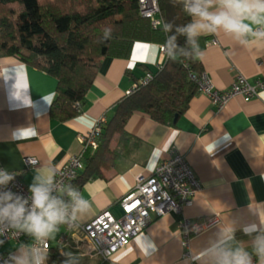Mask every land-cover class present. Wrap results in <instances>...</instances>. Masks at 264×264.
<instances>
[{"label": "crops", "instance_id": "obj_1", "mask_svg": "<svg viewBox=\"0 0 264 264\" xmlns=\"http://www.w3.org/2000/svg\"><path fill=\"white\" fill-rule=\"evenodd\" d=\"M199 45L203 72L216 90H228L241 75L250 84L259 82L258 95L249 101L235 96L218 108L197 92L174 125H162L134 112L125 124L128 136H118L112 142L117 152L112 168L80 188L92 211L78 225L103 211L121 217V199L140 176L148 177L172 150L185 158L199 182L191 204L179 212L152 213L143 232L109 258L90 255L84 247L78 250L79 228L66 236L63 225L48 242L49 248L57 249L60 255L61 251H72L82 257L81 264H198L192 257L227 220L235 222L236 238L248 244L249 237L239 229L246 223H259L258 212L264 218V44L244 47L221 33L200 36ZM160 46L136 42L128 58H100L80 112L66 121L49 115L56 80L14 57L0 55V168L14 172L28 189L34 167L52 165L58 171L80 153L84 161L95 151L83 149L80 143V136L92 129L84 122L101 116L109 119L136 81L159 70L166 59ZM26 158L39 164L28 167ZM185 219L213 223L189 235L186 246L180 228ZM63 236L66 239L61 242ZM146 237L153 242L154 251L146 248ZM20 242L31 241L25 235L18 241L7 240L0 245V256L14 252Z\"/></svg>", "mask_w": 264, "mask_h": 264}, {"label": "trees", "instance_id": "obj_2", "mask_svg": "<svg viewBox=\"0 0 264 264\" xmlns=\"http://www.w3.org/2000/svg\"><path fill=\"white\" fill-rule=\"evenodd\" d=\"M155 1L161 19L157 27L141 15L138 0H0V55L14 57L54 78L49 115L69 120L80 112L100 58H128L136 42L163 45L166 37L175 34L176 25L189 22L178 0ZM164 23L173 25L172 33L162 31ZM105 27L112 28V38L101 42ZM177 42L187 47L184 36L178 35ZM202 72L199 59L166 57L147 83L136 81L102 126L95 139L97 148L68 183L80 189L112 168L117 156L112 142L128 136L125 124L134 112L162 125H174L198 92L193 76L198 78ZM64 259L57 249L49 248L48 264H62Z\"/></svg>", "mask_w": 264, "mask_h": 264}, {"label": "clouds", "instance_id": "obj_3", "mask_svg": "<svg viewBox=\"0 0 264 264\" xmlns=\"http://www.w3.org/2000/svg\"><path fill=\"white\" fill-rule=\"evenodd\" d=\"M189 22L175 26V34L166 37L163 48L169 60H198L202 58L199 37L223 34L237 44H264V0H178ZM162 31L173 32L171 23ZM178 35L184 36L187 47L182 48ZM112 38V28L105 27L101 42ZM96 121L89 119L84 126L91 129ZM32 165L39 164L31 161ZM15 173L0 168V245L9 234L25 235L31 242H20L3 264H48L50 240L55 239L61 225L74 227L92 211L91 202L81 190L58 179L52 165L34 167L29 195L8 189ZM259 223L244 224L239 230L249 237L246 245L236 238L234 221H223L207 245L192 259L198 264H264V218L258 212ZM148 250L155 246L147 237ZM62 264H81L82 257L72 251H61ZM255 258V260H254Z\"/></svg>", "mask_w": 264, "mask_h": 264}, {"label": "built area", "instance_id": "obj_4", "mask_svg": "<svg viewBox=\"0 0 264 264\" xmlns=\"http://www.w3.org/2000/svg\"><path fill=\"white\" fill-rule=\"evenodd\" d=\"M138 2L141 15L149 18L154 27L159 26L161 19L159 18L156 1L138 0ZM212 43H216V40L213 39ZM160 48L165 55L163 45ZM150 79L151 75L147 74L141 80V83L145 84ZM193 79L198 83V92L205 94L218 108L225 106L235 96H241L244 101H249L258 95L260 85L259 82L250 84L243 76L238 75L231 87L221 92L214 88L205 72H202L198 78L193 76ZM134 87L135 85L131 90ZM106 121L105 116L99 117L96 120L95 127L87 135L80 136L79 140L83 149L90 147L95 150L97 148L95 139ZM31 161L36 160L26 158L25 164L32 167ZM83 166L81 153L72 156L67 164L57 171L58 179L68 183L75 178ZM7 187L15 193L24 196L29 195L28 189L22 184L18 175H15L14 181L9 183ZM199 187V182L185 158L172 150L169 157L158 163L148 177L140 176L134 188L121 199L120 205L123 212L121 217L116 218L108 211L100 212L82 225L77 224L74 227L63 225L66 236L67 234L73 235L74 230L79 228L82 236L78 238L77 243L75 242L76 248L79 250V248L84 247L90 255L104 259L109 258L114 252L128 245L135 236L143 232L151 220L152 213L160 216L169 211L179 212L183 207L189 206ZM212 223L213 221L198 223L183 220L180 223V228L183 230L184 245L187 246L189 235L205 230ZM20 237L21 235L17 237L9 234V237L5 236L3 239L5 241H18ZM65 239V236H63L60 241L63 242ZM82 243L84 245L79 246ZM8 256L1 255L0 264H3Z\"/></svg>", "mask_w": 264, "mask_h": 264}]
</instances>
